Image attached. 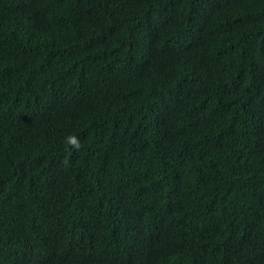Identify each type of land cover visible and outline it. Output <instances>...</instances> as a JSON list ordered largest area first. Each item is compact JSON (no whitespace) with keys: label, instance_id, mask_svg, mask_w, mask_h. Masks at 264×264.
Returning a JSON list of instances; mask_svg holds the SVG:
<instances>
[{"label":"trees","instance_id":"16d2710c","mask_svg":"<svg viewBox=\"0 0 264 264\" xmlns=\"http://www.w3.org/2000/svg\"><path fill=\"white\" fill-rule=\"evenodd\" d=\"M0 264H264V0H0Z\"/></svg>","mask_w":264,"mask_h":264},{"label":"clouds","instance_id":"9594fccd","mask_svg":"<svg viewBox=\"0 0 264 264\" xmlns=\"http://www.w3.org/2000/svg\"><path fill=\"white\" fill-rule=\"evenodd\" d=\"M66 143L71 146V149L75 151H79L82 147V144L79 140V138L76 135H69L65 138ZM69 155H71V152H69ZM69 161L66 158L64 163L67 164Z\"/></svg>","mask_w":264,"mask_h":264}]
</instances>
